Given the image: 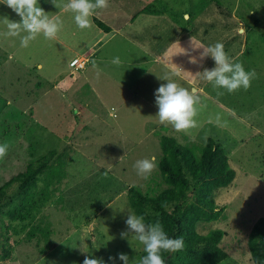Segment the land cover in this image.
<instances>
[{
    "label": "rangeland",
    "instance_id": "374dc122",
    "mask_svg": "<svg viewBox=\"0 0 264 264\" xmlns=\"http://www.w3.org/2000/svg\"><path fill=\"white\" fill-rule=\"evenodd\" d=\"M148 1L155 10L164 8L167 19L178 18L187 38L205 46L222 43L230 61L255 72L251 86L229 93L197 74L193 87L204 92L197 94V127L178 132L159 122L155 109L139 103L135 88L124 89L134 79L135 68L122 66L117 74L102 77L88 71L100 105L87 85L68 79L65 55L50 41L37 37L22 47L16 43L19 36L12 37L15 43L7 36L0 45V144L9 148L0 159V185L48 153L49 160L20 207L8 217L0 215L9 252L0 264H83L86 255L103 264H123L120 253L138 264L144 245L132 232L121 238L131 212L126 192L132 187L151 194L157 184L164 187L157 168L147 178L134 168L141 159L157 161L159 135L189 149L211 139L225 151L234 178L213 194L219 219L197 231L223 232L219 247L226 258L218 264H252L247 235L264 217V0ZM4 24L0 26L7 31ZM129 55H124L126 60ZM197 58L179 63V68L190 72L195 62L200 65ZM79 63L82 68L85 60ZM201 63L197 73L215 67L210 57ZM166 82L158 72H149L139 93L155 103L154 93ZM83 94L88 109L79 99ZM146 118L151 122L143 121ZM6 195L16 203V186ZM4 244L0 236V255Z\"/></svg>",
    "mask_w": 264,
    "mask_h": 264
},
{
    "label": "trees",
    "instance_id": "16d2710c",
    "mask_svg": "<svg viewBox=\"0 0 264 264\" xmlns=\"http://www.w3.org/2000/svg\"><path fill=\"white\" fill-rule=\"evenodd\" d=\"M142 12L161 15L165 11L155 10L149 3ZM172 20L179 23L173 16ZM94 22L104 29L101 23ZM183 33L184 30L180 34ZM261 39L264 40V35ZM157 143L160 157L156 161V168L164 187L159 188L160 184H157V190L152 195L148 191L141 193L132 187L128 188L126 197L131 212L143 216L146 224L159 221L170 238L183 237L182 250L162 251L165 264H218L226 258V253L219 247L223 232L212 229L199 233L197 228H204L220 217L213 194L226 188L234 178L225 151L211 139L192 149L181 146L168 135H159ZM48 154L39 158L36 166L29 163L22 172L0 185V215L10 216L26 200L36 176L49 160ZM12 185L17 189L16 203H13V198L7 199L6 195ZM0 231L5 242L1 245L0 260L4 261L9 256L6 245L8 237L5 228L1 227ZM246 246L252 264H264V217L258 218L252 225ZM144 255L143 249L140 258Z\"/></svg>",
    "mask_w": 264,
    "mask_h": 264
},
{
    "label": "crops",
    "instance_id": "0c3cea01",
    "mask_svg": "<svg viewBox=\"0 0 264 264\" xmlns=\"http://www.w3.org/2000/svg\"><path fill=\"white\" fill-rule=\"evenodd\" d=\"M3 2L4 0H0V23H5V17L10 21L19 22L20 18ZM67 2L68 0H38V6L49 14L50 18H59L62 26L54 39H46L43 34L37 37L42 41H50L52 46H56L59 52L64 53L66 68L69 70L68 79L80 80L81 87H84V84L87 85V90L93 93L92 97L100 105V97L98 98L95 95L96 92L92 91L93 86L90 82L92 83L93 81L89 80V76H87L88 71L91 69L95 70L96 77L99 70V77H102L117 74L122 66L128 69L135 68L137 73L134 79L129 86L123 87L127 91H129V87H131L132 91L135 88L137 92L133 91V94L137 95V99L140 100L139 103L143 107L148 106L155 109V114L158 112L156 104L150 100L151 98L147 97L144 99L141 92L139 93L140 89L138 87L149 72H158L163 78L168 77L169 80L180 84L182 87L191 90L195 89L197 94L200 95L204 94L203 90L200 92L201 87H193L202 60L200 65L195 62L196 64L194 63L190 72L185 68V70L180 69L179 66L180 64L186 65L187 60L198 59L197 55L200 57L203 51V49L199 48L201 45L205 46V44L194 38H187L186 31L181 35V31L184 30L183 25L167 19L166 16L168 14L166 12L161 15L143 13L142 9L144 6L151 3L148 0H108L107 8L95 10L94 15L91 17L93 26L81 29L74 22V13L64 8ZM161 10L165 11L164 8ZM175 16L179 17L177 13ZM94 20L101 23L104 29L95 24ZM3 27L7 29L6 23ZM167 29H171L170 35H162L163 31H167ZM6 32L0 26V45L5 44L3 40L7 38L4 35ZM25 34L21 33V36ZM10 40L15 43L12 37ZM16 43H21V37ZM129 52L136 53L137 57L129 55ZM124 55H129L130 59L126 60ZM115 57H119L120 62L118 64L113 63ZM72 59L75 60L70 65L75 62L76 65L79 60H85V63L81 69H75V66L69 65ZM103 64L106 65L104 66ZM36 66L39 70L41 69L40 64H36ZM64 70L62 69L61 71L63 72ZM61 71H57L59 75ZM53 77H58V75L55 73ZM96 90L98 89L96 88ZM79 99H84L83 107L87 108L88 100L84 97V94L80 95ZM147 101L152 102L154 107ZM139 103L137 107H141ZM124 105H122V108ZM104 112L105 110L102 115ZM144 120L148 123L151 122V119L148 118Z\"/></svg>",
    "mask_w": 264,
    "mask_h": 264
},
{
    "label": "clouds",
    "instance_id": "9594fccd",
    "mask_svg": "<svg viewBox=\"0 0 264 264\" xmlns=\"http://www.w3.org/2000/svg\"><path fill=\"white\" fill-rule=\"evenodd\" d=\"M3 4L20 18L19 22L4 18L7 27V32L4 35L20 36L22 47H28L29 42L40 34H43L46 39H54L62 26L59 18H50L49 14L38 6V0H4ZM107 7L108 0H94V2L93 0H68L64 5L66 10L74 13V22L81 29L92 27L91 17L95 10ZM185 18L187 19V17ZM241 32L243 33V28ZM21 33L26 34L21 36ZM199 49H203L200 59L210 57L214 61L215 67L211 70L204 69L197 74L208 82H212L214 87L226 89L231 93L241 87L247 90L251 86L255 72H246L242 64L230 61L222 43L216 42L211 46L201 45ZM119 62V57L113 59V63L118 64ZM99 74L98 70L97 76ZM164 80L167 82L161 84L154 93L155 104L158 108L156 116L160 122L171 124L178 132L197 127V122L194 119L197 115L196 105L200 103L197 91L195 89L190 91L169 80L168 77H164ZM222 94L218 93V95ZM217 120L219 121V117ZM8 148V143L0 144V159L7 155ZM156 167L155 157L138 160L134 165L137 174L145 178ZM125 223L128 231L121 233V238L132 232L135 234V238L144 245L146 255L139 259L138 264H165L161 255L162 251L176 252L184 248L183 237L170 238L159 221L146 224L143 216H137L130 212ZM118 259L123 264H130L127 254H118ZM83 264H103V260L86 255Z\"/></svg>",
    "mask_w": 264,
    "mask_h": 264
},
{
    "label": "built area",
    "instance_id": "2783aa9c",
    "mask_svg": "<svg viewBox=\"0 0 264 264\" xmlns=\"http://www.w3.org/2000/svg\"><path fill=\"white\" fill-rule=\"evenodd\" d=\"M75 59H72L70 62H69V65L74 61ZM76 63V62H75ZM75 63L73 64V65H71L72 67H74L75 69H81L80 68V66H81V64H79V63H77L76 65H75Z\"/></svg>",
    "mask_w": 264,
    "mask_h": 264
}]
</instances>
